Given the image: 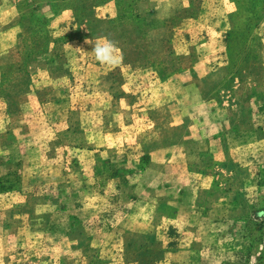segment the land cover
<instances>
[{"label": "rangeland", "instance_id": "obj_1", "mask_svg": "<svg viewBox=\"0 0 264 264\" xmlns=\"http://www.w3.org/2000/svg\"><path fill=\"white\" fill-rule=\"evenodd\" d=\"M184 1L186 10L170 19L167 26L188 22L191 27L178 34L170 52L156 58L151 68L159 80L158 90L167 95L159 110L149 114L144 106L141 111H123L119 101H112L105 92L111 88L117 94L120 81L100 76L110 72L99 68L103 65L91 51L87 54L80 49L74 53L70 49L75 45L88 49L92 42L99 44L101 38H107L123 49L126 62L138 58L136 52L148 50L147 30L164 25L147 19L148 9L142 0H14L21 18L6 38L9 42L22 38L31 51L23 53L24 61L18 65L0 69L5 79L2 94L14 111L24 109L20 121L26 125L14 127V144L7 146L6 140L3 149L0 146V156H5L0 162V188L4 189L0 194L20 191L0 196V264H81L82 253L73 249L66 236L71 215L86 224L100 262L124 264L119 238L107 234L109 225L124 216L129 204L116 193V185L102 179L105 170L101 161L113 156L118 166L122 164L119 157L132 151L130 158L125 154V164L135 166L137 145L152 132L148 129L152 120L159 134H164L172 123L179 124L174 127H188L190 117L203 109L198 104L201 96L212 107L217 103L225 120H230L231 114L238 127L250 128L260 122L262 126L257 128L264 129V0H215L207 6L204 0ZM205 9L206 16L200 19L197 13ZM55 41L63 45L57 54L53 51ZM41 50L47 61L39 71ZM54 59H60L61 64L50 65ZM29 62L32 72L26 74ZM168 79L178 84L162 86ZM29 86L32 91L42 89V103L32 96L20 104L14 100ZM151 88H146V93ZM173 93L184 96L181 110L172 107ZM136 102L128 100L129 105ZM69 111L76 114L70 116ZM137 118L144 125L138 126L139 132L124 137L137 150L127 149V143L109 149L106 145L120 139L119 132ZM75 119L78 127L70 128L78 134H66L68 121ZM255 134L258 138L263 132L256 130ZM170 136L177 138L173 132ZM74 145L92 150L88 165L81 160L84 152L71 149ZM242 152L238 158L255 159L250 171L240 164L242 160L217 164L223 173L235 175L238 189L233 200L238 204L222 214L219 229L223 243L212 245V254L204 264H264V141L244 151V155ZM94 156L98 157L97 178L90 172ZM201 162L214 163L208 154ZM25 203L50 213L48 225L34 228L40 232L37 235L27 233L28 216L20 213L13 215L14 226L7 224L8 216L10 219L13 214L8 211ZM60 207L64 213L57 210ZM178 234L177 228L172 229L170 237ZM164 254V250H149L143 264H155Z\"/></svg>", "mask_w": 264, "mask_h": 264}, {"label": "crops", "instance_id": "obj_2", "mask_svg": "<svg viewBox=\"0 0 264 264\" xmlns=\"http://www.w3.org/2000/svg\"><path fill=\"white\" fill-rule=\"evenodd\" d=\"M142 1L148 9L147 19H156L164 23V25L147 30L148 50L145 53L136 52L135 56L138 58L126 62L123 56V49L115 45L119 49L116 53L118 55V63L102 64L103 67L99 68H108L110 72L107 74L100 73L102 74L100 76H104L102 78L107 76L116 77L120 81L117 94L111 88L105 90V92L112 101H119L123 111H129L131 108H138L137 111H141L144 106V109L148 107L150 110L149 114H152L159 110L158 108L167 94L158 90L159 86H157V83L159 84V80L151 71V68L156 58L170 52L172 48L171 42L175 40L178 34L181 31H187L186 28L191 27V25L188 22H180L167 26V22L170 19L186 10L187 6L184 0ZM214 1L204 0V3L207 6L208 3L213 4ZM203 13H201V10L197 13L198 16L200 15V19L205 18L206 9ZM20 18L21 15L14 4V0H0V69L7 66H15L24 61L23 53L28 49L24 40L18 37L19 41L16 42V38H14L12 42H9L6 38L7 33L18 25ZM91 44L88 49L87 46L82 48V46L79 47L77 45L74 46L75 48L70 46V49L74 53L79 52L80 49L87 54L91 51V55L95 56L92 50L96 43L92 42ZM60 45L63 46L61 43L54 46L53 51L55 54L62 49V47H59ZM188 54L184 56H188ZM48 55L50 56V54ZM180 56H183V54ZM44 57L38 56V59L42 60L39 68H37L39 71L41 65L47 61L46 56ZM61 62L60 59L50 60V65L51 63L53 65L61 64ZM31 64V62L27 63L26 74L32 72ZM71 64L73 65V63ZM88 67L91 68L90 64L87 65ZM95 72L96 69H94L93 73ZM3 83H5V79L0 70L1 149H3V144L6 140H8L5 143L7 146L11 143L14 144L12 139L14 127H26L25 123L20 121V117L25 114L24 109L19 107L14 111L13 107L8 105L5 95L2 94ZM164 83L162 86L175 87L178 81L174 82L172 79H168ZM147 85L150 88L152 87L148 93H146V88L149 87ZM41 91L42 89L32 91L29 86L14 96V100L20 104L24 101L27 102L32 96L39 103H42ZM132 96H135V98ZM130 98L137 100V102L134 105H129L128 100ZM198 99V104L203 109L190 117L191 121L188 127H174L179 124L172 123L170 124L171 127L166 128L164 134H159L155 130L156 127H154L156 121L152 120L150 125L147 122L149 125L148 129H151L150 131L152 132L148 134V137L145 136L137 145L139 155L134 163L135 166L128 167L125 164L128 162L127 156L130 158L132 151L124 152L127 156L123 154L119 157L122 164H118V166L115 163L117 160L113 156L112 159L109 157L108 161H101L105 170L102 179H107L114 186L116 185L118 187H114L116 193H120L121 199H126L129 204L128 210L123 214L124 216L109 225L110 230H108L107 234L108 236L112 234L114 237L119 238L124 264L145 263V255L152 249L164 250L165 252L164 258L160 260L161 262L159 261L155 264H204V261L208 259V254H212V245L217 246L223 243L224 238L219 229L222 214L228 213L230 207L232 208L238 204L233 200V197L236 196L235 190L238 188L235 175L232 172L223 173L217 164L228 160L234 163L242 160L240 164L250 171L255 159L251 158V160L249 157L243 158V156L238 158V156L241 151H243L242 155H244V151H248V149L264 141V129L263 127L257 128V126H262L260 122L250 128H240L238 124L234 123L231 114L230 120L224 119L220 114L222 110L217 103L212 107L205 98L199 96ZM171 100L174 101L171 104L175 110L183 108L180 101L184 100L183 95H175L173 93ZM170 112L173 113L172 110ZM75 114V111H69L70 116ZM142 122L137 118L130 125H126L119 132L120 139H116L106 146L111 149L125 146L127 143V149L133 150L134 148L137 150V147L129 145V141L124 139V137H127L128 134L139 132L138 126L140 124H142L140 127L144 125ZM67 127L68 129L65 130L66 134H78V130L70 128L78 127L76 119L68 121ZM256 130L263 132V135H259L256 138ZM9 131L12 134L9 135ZM172 132L173 135H177V138L170 136ZM4 134L6 135L5 139L3 138ZM71 149L84 152L81 158L84 164L88 165L91 162L90 153H92V150L89 148H78L74 145ZM206 154L211 157L215 164H204L201 162ZM4 158L5 156H0V162H3ZM97 160L98 157L96 156H94V159L92 158L90 168L92 176L96 178L99 176L97 173L98 167L95 166ZM7 162L10 163V161ZM125 185L127 186L124 189ZM18 192L20 191L11 190L0 194V196L12 195ZM110 192L113 191L110 190ZM57 210L64 213L63 207ZM8 213L10 215L13 213L10 219L9 216L7 219V224H9L10 228L12 225L14 226V213L28 216L26 223L28 234L37 235L40 232H36L34 228L48 225L50 222V213L41 211L39 208H32L27 203L22 207L11 208ZM34 217L36 218L34 219ZM69 227L66 236L71 241L73 249L82 253L83 262L81 264H103V262H100L101 257L92 244V235L86 230V224L77 218V215H71ZM175 228L178 229L180 234L172 238L170 233ZM38 231L42 230L38 229Z\"/></svg>", "mask_w": 264, "mask_h": 264}, {"label": "clouds", "instance_id": "obj_3", "mask_svg": "<svg viewBox=\"0 0 264 264\" xmlns=\"http://www.w3.org/2000/svg\"><path fill=\"white\" fill-rule=\"evenodd\" d=\"M101 43L96 44L92 51L95 53V58L102 64H112L117 61L116 53L119 49L115 44L107 38H101Z\"/></svg>", "mask_w": 264, "mask_h": 264}, {"label": "trees", "instance_id": "obj_4", "mask_svg": "<svg viewBox=\"0 0 264 264\" xmlns=\"http://www.w3.org/2000/svg\"><path fill=\"white\" fill-rule=\"evenodd\" d=\"M40 16H41V15H40ZM26 30H27V29H26ZM39 30H40V29H39ZM44 37H45V35H44ZM29 42H30V41H29ZM59 43H60V42L55 41V42H54V45L59 44ZM27 48H28V49H27ZM27 48H26V49H27L26 51H31V49L29 50V46H27ZM40 48H41V47H40ZM40 48H38V49H40ZM43 53H45V52H43V50H41V51L39 52V55H38V56H41V54H43ZM2 188H3V187H1L0 190L3 191L4 189H2ZM6 189H11V187H10V188H6Z\"/></svg>", "mask_w": 264, "mask_h": 264}]
</instances>
